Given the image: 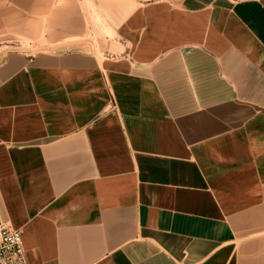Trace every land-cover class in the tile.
<instances>
[{
    "label": "crops",
    "instance_id": "obj_1",
    "mask_svg": "<svg viewBox=\"0 0 264 264\" xmlns=\"http://www.w3.org/2000/svg\"><path fill=\"white\" fill-rule=\"evenodd\" d=\"M0 221L27 264H264V0H0Z\"/></svg>",
    "mask_w": 264,
    "mask_h": 264
},
{
    "label": "built area",
    "instance_id": "obj_2",
    "mask_svg": "<svg viewBox=\"0 0 264 264\" xmlns=\"http://www.w3.org/2000/svg\"><path fill=\"white\" fill-rule=\"evenodd\" d=\"M0 264H27L22 232L0 221Z\"/></svg>",
    "mask_w": 264,
    "mask_h": 264
},
{
    "label": "rangeland",
    "instance_id": "obj_3",
    "mask_svg": "<svg viewBox=\"0 0 264 264\" xmlns=\"http://www.w3.org/2000/svg\"><path fill=\"white\" fill-rule=\"evenodd\" d=\"M106 35H108V39H109L108 43L110 45L114 44L113 39H112V33H107ZM40 38H41V36H39V38H36V41H31V40L20 38L18 42H15V39H14L10 42V46L27 48L26 50L29 53H35L36 51H38L39 49H41L44 46L43 45L44 42H43V40H40Z\"/></svg>",
    "mask_w": 264,
    "mask_h": 264
}]
</instances>
